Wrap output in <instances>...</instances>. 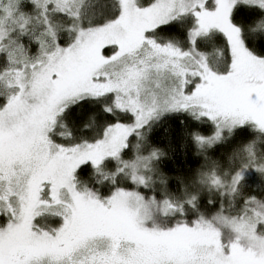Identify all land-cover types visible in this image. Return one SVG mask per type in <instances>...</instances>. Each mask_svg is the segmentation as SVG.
<instances>
[{"label": "snow or ice", "instance_id": "obj_1", "mask_svg": "<svg viewBox=\"0 0 264 264\" xmlns=\"http://www.w3.org/2000/svg\"><path fill=\"white\" fill-rule=\"evenodd\" d=\"M0 264H264V0H0Z\"/></svg>", "mask_w": 264, "mask_h": 264}]
</instances>
